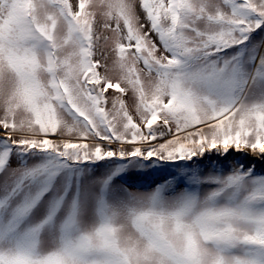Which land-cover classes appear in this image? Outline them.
<instances>
[{
    "label": "snow or ice",
    "instance_id": "obj_1",
    "mask_svg": "<svg viewBox=\"0 0 264 264\" xmlns=\"http://www.w3.org/2000/svg\"><path fill=\"white\" fill-rule=\"evenodd\" d=\"M0 264H264V0H0Z\"/></svg>",
    "mask_w": 264,
    "mask_h": 264
}]
</instances>
